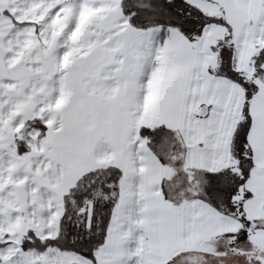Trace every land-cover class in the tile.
<instances>
[{
    "label": "snow or ice",
    "instance_id": "6c2138e0",
    "mask_svg": "<svg viewBox=\"0 0 264 264\" xmlns=\"http://www.w3.org/2000/svg\"><path fill=\"white\" fill-rule=\"evenodd\" d=\"M39 2L0 0V129L21 101L32 112L22 135L0 139V209L19 194L34 222L61 215L49 236L52 227L6 231L0 211V264H264V216L249 206L252 176L264 175V145L252 143L264 130V0H119L114 21L97 18L75 44V18L60 36L46 22L82 0H60L39 23L21 19ZM216 27L223 33L213 39ZM165 33L189 48L162 58L152 44ZM33 37L36 46L22 50L18 42ZM72 48L62 66L59 49ZM161 64L176 75L152 116L144 104ZM225 140L237 163L216 167ZM209 227L213 238L201 244Z\"/></svg>",
    "mask_w": 264,
    "mask_h": 264
},
{
    "label": "rangeland",
    "instance_id": "374dc122",
    "mask_svg": "<svg viewBox=\"0 0 264 264\" xmlns=\"http://www.w3.org/2000/svg\"><path fill=\"white\" fill-rule=\"evenodd\" d=\"M60 3V0H40L39 3L33 4L26 8L24 10V15L21 17V19H28L29 14L30 18L33 21H36L37 23L44 21L46 17H48L55 8V5ZM214 14L215 13L214 10ZM259 12V9L257 8V13ZM38 13V14H37ZM248 14L252 15L251 12V6H249ZM119 15V0H116L115 4L108 3L107 0L105 2L101 3L99 6H94L93 0H82L78 4V6L74 3H68L65 6L61 7L58 11H55L54 14H51V18L46 22V29H50L52 31L53 36H60L62 32L65 31L66 28H69V20L72 18H75L74 24L69 29L70 35H68V41L75 44L77 41H83V37L85 34V31L87 29V26L90 23H95L97 18L99 21H110L115 19V17ZM223 30L219 27H216L212 29L208 33V36L212 37L213 39L216 36L222 35ZM46 34V33H45ZM28 35L32 36V30H28ZM160 36V35H159ZM159 36H155L153 39L152 48L155 51L157 47H159L161 52V57L163 58L165 56V53L171 50L182 52L189 48L188 42L179 34H172L168 35L166 34L164 40L162 42H159ZM63 40V37H61ZM20 44V47L22 50H28L32 49L36 46L37 42L36 39L33 37L31 39H27L24 41L18 42ZM42 43H48V46L50 47V42L42 41ZM61 53H63V61L62 66H66L70 64L72 53L75 51H78L77 48H72L67 52H64L63 49H59ZM22 56H26L25 51L19 52L16 57L11 60L9 67L14 66L17 64ZM248 59V57H245V61ZM153 61L150 59L145 64V73H148L151 71ZM246 66L245 64L241 65ZM167 73V74H166ZM176 75V69L168 70L164 67L163 64L156 70V74L154 77L150 80V86L152 91L148 94V97L145 100L144 104V113L145 114H151L154 116L156 114L157 104L162 99L164 95H166V92L164 89L166 88V85L170 84L171 80ZM9 89H15L17 88V85L11 84L6 85ZM236 91L239 92L240 99L243 98V91H239V88L237 87ZM67 94L61 96V98L56 102L55 108H60L66 103ZM20 113L24 114V118L20 120V122L16 123L14 126H12V120L17 117ZM38 114V113H37ZM32 115L31 110L28 108V106L21 101L20 104L16 107L15 110L11 112L10 115H8L7 119L5 120V126L7 128V131L5 129H0V139H12V133H19L22 135V129L25 127V120L28 116ZM252 143L260 147L261 145H264V130L256 129L253 131L252 135ZM15 153V147H13V154ZM15 168L16 165H13ZM260 165L257 164V168H259ZM236 171H239L238 169H234ZM252 179L256 182V196L253 201H250V214L258 215V216H264V175H256L255 173L252 176ZM5 183H9L8 180H5ZM17 186L19 187L24 183L23 180H19L15 182ZM3 185H0L2 187ZM66 191L67 189H63ZM13 199L9 200L5 198L3 200L4 208L0 209V211L5 213L3 223L4 224H10L9 228H5L6 231H20L21 229H27L28 227H36L37 229H43L45 227H52L53 231L49 232V236H55V225L57 221L60 218L61 211H55L52 213L51 217L45 221L43 218L37 216L35 222L29 217V213L25 211L24 204L22 202V197L19 194H13ZM17 201H20L18 204ZM12 209H18L20 214H17L15 211H11ZM229 227V226H228ZM210 234L212 231L211 227L206 229L205 231L198 234L196 237V240H198L201 244L207 243L210 239L213 237L209 234H207L206 238L210 237L208 240L205 238H202L205 232ZM173 245V244H172ZM172 245H168V247H171ZM70 257H64L61 258V260L53 261V264H71Z\"/></svg>",
    "mask_w": 264,
    "mask_h": 264
},
{
    "label": "crops",
    "instance_id": "0c3cea01",
    "mask_svg": "<svg viewBox=\"0 0 264 264\" xmlns=\"http://www.w3.org/2000/svg\"><path fill=\"white\" fill-rule=\"evenodd\" d=\"M239 88V87H238ZM239 91H241V89L239 88ZM224 149H225V152L223 154V156L219 159H216L214 161H212V163L216 166V167H223V166H226L228 165L229 163L231 164H235L237 163V161L233 160L232 157H231V154L230 152L227 151V148H228V141L225 140L224 141V145H223ZM191 162V161H189ZM199 166H204L202 163L199 165ZM159 179V177H157V180ZM229 226V227H228ZM238 225L234 222L233 224L231 225H222V226H219L215 229V231L217 232H223V231H226V230H234L235 227H237ZM211 233L209 234L208 231L205 232V234L203 235L202 238H205V239H209L210 237L206 238L207 234L211 235L212 236V231H210ZM181 243H186V242H183V241H178V240H173V239H168L164 242L165 246L168 247V245H172V246H176L177 244H181ZM134 246V245H132Z\"/></svg>",
    "mask_w": 264,
    "mask_h": 264
},
{
    "label": "trees",
    "instance_id": "16d2710c",
    "mask_svg": "<svg viewBox=\"0 0 264 264\" xmlns=\"http://www.w3.org/2000/svg\"><path fill=\"white\" fill-rule=\"evenodd\" d=\"M165 36H166V33H165V34H161V35L159 36V42H162V41L164 40ZM25 126H26V125H25ZM24 128H25V127H24Z\"/></svg>",
    "mask_w": 264,
    "mask_h": 264
}]
</instances>
